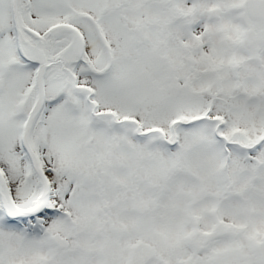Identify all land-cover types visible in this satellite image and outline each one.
<instances>
[{"label": "snow or ice", "instance_id": "1", "mask_svg": "<svg viewBox=\"0 0 264 264\" xmlns=\"http://www.w3.org/2000/svg\"><path fill=\"white\" fill-rule=\"evenodd\" d=\"M0 264H264V0H0Z\"/></svg>", "mask_w": 264, "mask_h": 264}]
</instances>
